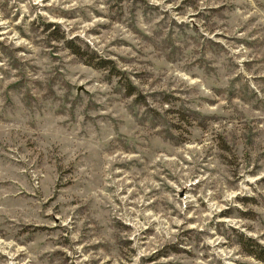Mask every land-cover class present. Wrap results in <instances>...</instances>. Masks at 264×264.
Returning <instances> with one entry per match:
<instances>
[{
  "label": "rangeland",
  "instance_id": "rangeland-1",
  "mask_svg": "<svg viewBox=\"0 0 264 264\" xmlns=\"http://www.w3.org/2000/svg\"><path fill=\"white\" fill-rule=\"evenodd\" d=\"M0 264H264V0H0Z\"/></svg>",
  "mask_w": 264,
  "mask_h": 264
}]
</instances>
